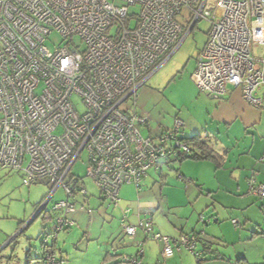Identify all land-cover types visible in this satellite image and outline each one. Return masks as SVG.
Masks as SVG:
<instances>
[{
	"label": "built area",
	"instance_id": "built-area-1",
	"mask_svg": "<svg viewBox=\"0 0 264 264\" xmlns=\"http://www.w3.org/2000/svg\"><path fill=\"white\" fill-rule=\"evenodd\" d=\"M136 4L139 12H129ZM183 9L187 32L201 19L208 23L191 74L198 89L220 98L238 88L264 110V0H0V172H22L25 185L47 180L50 191L34 216L62 189L64 198L52 205L65 212L57 229L74 224L75 191L86 190L70 171L82 153L100 195L117 206L123 184L138 185L149 169L167 167L177 150L187 151L178 137L180 118L171 129L143 136L147 117L125 104L182 33ZM53 32L64 43L52 51L46 42ZM73 94L81 97L82 113ZM250 192L263 199L264 183L252 179ZM128 212L121 228L132 241L139 228L145 239L161 242L164 259L181 250L201 257L195 234L171 240L153 231L149 209L135 225L126 221ZM136 247L119 264H142L141 242ZM55 257L51 251L46 263L32 264H60Z\"/></svg>",
	"mask_w": 264,
	"mask_h": 264
},
{
	"label": "rangeland",
	"instance_id": "rangeland-1",
	"mask_svg": "<svg viewBox=\"0 0 264 264\" xmlns=\"http://www.w3.org/2000/svg\"><path fill=\"white\" fill-rule=\"evenodd\" d=\"M139 10L138 4L129 6V12L138 13ZM185 18L187 11L183 9L178 20L184 29L174 46L148 71L146 80L136 91L134 101L130 98L125 103L128 107L134 104L135 112L147 117V125L139 127L143 136L171 129L175 117L184 123L188 113L199 114L202 104L197 98L208 97L191 79L196 56L207 40L208 23L201 19L187 32L189 25ZM63 43L61 37L53 32L46 45L53 51ZM73 43L83 48L79 38H73ZM70 99L75 109L82 113L84 105L81 97L73 94ZM85 161L86 154L82 153L70 174L81 177L87 197L77 193L76 207L90 209L91 221L85 213H74L72 219L76 222L75 226L58 234L55 248L61 250L62 264H119V254L138 250L136 242H141L144 253L140 257L142 264H235L239 257H245L250 264L264 263V200L256 198L253 204L243 209L227 205L223 201L226 192L218 188L212 166L209 171L201 173L194 165L206 164L192 161L175 163L173 169L162 170V179L159 176L161 171L151 168L142 180L139 191L133 184L122 185L118 194L120 202L114 206L102 198L95 182L87 175ZM184 168L187 174L179 178ZM200 176L213 181V185L202 183L205 181L198 180ZM22 177L19 171L0 172V264H25L27 251L33 258L39 255L42 234L53 229L55 214L50 208L65 196L62 189H58L46 206V217H37L23 232L18 233L32 219L36 205L42 204L50 191L45 178L25 186ZM138 208L151 209L153 231L170 238L180 231L189 233L207 227L204 235L210 240L211 250L206 251L199 244L197 248L203 255L201 262L197 263V258L186 250L174 252L173 260L164 259L161 256V242L143 239V232L139 228L136 239L132 241L121 230L122 213L128 209V222L135 225L142 216L138 214ZM200 215L211 222H199ZM233 218L240 222L239 226L231 223ZM107 252L113 256H106Z\"/></svg>",
	"mask_w": 264,
	"mask_h": 264
},
{
	"label": "crops",
	"instance_id": "crops-1",
	"mask_svg": "<svg viewBox=\"0 0 264 264\" xmlns=\"http://www.w3.org/2000/svg\"><path fill=\"white\" fill-rule=\"evenodd\" d=\"M197 99L201 100L202 104L198 110L199 114L188 113L185 116L182 135L188 137L194 133L203 132V134L205 133L211 137L212 141L215 142V145H213L214 148L221 154L220 166L216 167L212 161H195L191 159H184L180 164L186 161L206 164L200 166L194 165L199 168L201 173L209 171L213 167L215 169L218 188L226 192L223 201L227 202V205L242 207L243 209L253 204L256 198L258 199L257 196L250 192L251 180L254 178L257 182H264V110L248 103L243 98L240 89L232 87H228L226 93L220 98L208 96L207 98L199 97ZM186 172L184 168L181 175L187 174ZM200 177H198V180L205 181L202 182L204 184L210 185L213 182L211 180H205L206 178L203 176ZM123 186L120 187L119 191ZM140 210L141 208H138V214H140ZM74 213L85 212L76 210ZM85 214L89 216V221H91V213ZM201 216L204 221L200 220ZM199 217V222L203 224L211 222L204 215H200ZM216 220V218L213 219L214 222ZM238 223L240 222L238 221ZM75 224L76 222L74 221L71 227L75 226ZM206 229L207 227H202L198 231L189 232H195L198 235L199 241H197V246L199 244L202 246V243H205L206 246L211 245L209 238L204 235L206 234ZM181 234H186V232L180 231L178 235H169L176 238ZM87 235L89 237V233ZM143 239L145 238L143 237ZM209 249L211 250V248ZM59 251L61 253V250ZM135 253L123 252L119 255H133ZM143 254L142 252L141 256ZM173 258L174 256L165 259L173 260Z\"/></svg>",
	"mask_w": 264,
	"mask_h": 264
},
{
	"label": "trees",
	"instance_id": "trees-1",
	"mask_svg": "<svg viewBox=\"0 0 264 264\" xmlns=\"http://www.w3.org/2000/svg\"><path fill=\"white\" fill-rule=\"evenodd\" d=\"M176 118V117H175ZM174 118V119H175ZM174 121V120H173ZM147 124V122L144 124V126ZM184 126V124H183ZM183 126L182 128L179 130V138L185 142L186 146H187V151H182V150H177V153H176V156L171 160V163L167 166V167H163L162 169H159L158 171H161L159 176H160V179L163 178L164 175H162V170L164 168L166 169H173V166L175 165V163H180L182 160L184 159H191V160H195V161H212L216 167H219L220 166V159H221V154L218 153L216 151V149L214 148L213 145H215V142L212 141V138L209 137L207 134H203V132H197V133H194L193 135L191 136H188V137H184L183 135H181V131L183 129ZM163 130H168V129H162ZM147 136H150L149 134ZM172 146V145H171ZM156 170V169H155ZM149 171V170H148ZM147 171V172H148ZM175 171L177 173H179V171L177 169H175ZM17 172V171H16ZM71 175H74V174H71ZM77 179H76V182L78 183V186H83V182L81 180V177L79 176H76L74 175ZM147 176V173L145 175V177ZM143 177L142 180L145 178ZM179 178H183V176L180 174ZM254 179V178H253ZM142 180L140 181V183L138 185H134L135 188L137 189V191H139L141 189V182ZM255 182H257L255 179H254ZM22 183H23V178H22ZM261 183H264V182H261ZM33 184V183H32ZM23 185H25L23 183ZM31 184L29 185H25V186H30ZM77 185V184H76ZM75 194L77 195V192L75 191ZM80 194V193H79ZM76 195H75V200H74V205L76 207ZM81 196H84V197H87V192L85 194H80ZM52 199V198H51ZM50 199V201H51ZM264 199V198H263ZM41 203L37 204L36 205V209L35 211L37 210V208L39 207ZM49 204V202L47 203V205ZM45 205L43 207V209H41V211H39L35 216L34 218L29 222V224H31L37 217L41 216L42 218H45L46 215H47V212L46 211V206ZM53 205V204H52ZM80 208H83V212L85 213H88L86 212L87 210H90V209H85L83 206H80L79 208L76 207L77 210H80ZM146 209H149V208H146ZM146 209H141L140 212H142L143 210H146ZM151 211V214H152V210L149 209ZM50 211L53 212L55 214V220H54V223H53V229L51 232H48V233H43L42 236H41V242H40V245H41V250H40V253L37 257H31L29 255V252L27 251V260L25 262V264H32L34 261H38V262H41V263H46V258L47 256L49 255V253H51V251H54L55 252V258H56V261L59 262L60 264H62L61 262L64 260L63 257L61 256V253L58 250H56L55 248V243H56V239L58 237V234L63 231V230H67L69 229L71 226H65L63 227L62 229H57L58 228V222H57V219L58 218H61V216L64 215V211L63 210H54L52 209V206L50 208ZM91 211V210H90ZM124 211V210H123ZM92 212V211H91ZM141 214V213H140ZM72 214H70L69 216L72 218ZM122 217H123V213H122ZM200 218V217H199ZM201 221H204V219H200ZM233 220V219H232ZM231 220V222H232ZM236 220V219H235ZM74 221V220H73ZM126 221L128 222V218H127V215H126ZM237 221V220H236ZM122 222V220H121ZM129 223V222H128ZM153 223V222H152ZM19 224H23V222H19ZM27 224L19 233L23 232L25 230V228L29 225ZM233 224V223H232ZM240 224L238 223L237 221V224L234 225V226H239ZM122 230V228H121ZM124 233V232H123ZM159 233V232H158ZM187 234V233H186ZM188 234H195L196 238H197V241H199V238H198V235L195 233V232H192V233H188ZM179 237V236H178ZM170 238V237H169ZM177 238V237H176ZM176 238H170L171 240H174ZM14 239V238H13ZM10 242V241H9ZM202 247L204 248V250L206 251H210L209 249V246L205 245V243H202ZM197 251L200 252L201 256L203 255V253H201V251L197 248ZM203 251V250H202ZM137 252H139V248L137 250ZM136 252V253H137ZM142 253V252H141ZM141 253L139 254V256L141 257ZM58 255H60L58 257ZM109 253L107 252L106 256H108ZM113 256V255H111ZM123 256V255H121ZM120 256V258H121ZM218 256V255H217ZM219 257V256H218ZM119 258V260H120ZM197 258V257H196ZM201 262V257L198 259L197 258V263H200ZM119 263V261H118ZM235 264H250L247 259L245 257H239L236 259L235 261ZM260 264H264V263H260Z\"/></svg>",
	"mask_w": 264,
	"mask_h": 264
},
{
	"label": "water",
	"instance_id": "water-1",
	"mask_svg": "<svg viewBox=\"0 0 264 264\" xmlns=\"http://www.w3.org/2000/svg\"><path fill=\"white\" fill-rule=\"evenodd\" d=\"M33 218H34V216L32 217V219H33ZM32 219H30V220H29V221H28V222H27L22 228H20V230L18 231V233H19V232H20V231H21V230H22L27 224H29V222H30ZM18 233H17V234H18ZM14 237H15V236H14ZM14 237H13V238H14ZM13 238H12V239H13Z\"/></svg>",
	"mask_w": 264,
	"mask_h": 264
}]
</instances>
